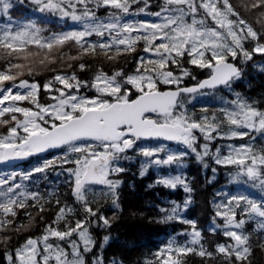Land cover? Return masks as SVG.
Segmentation results:
<instances>
[{"label": "snow or ice", "instance_id": "6c2138e0", "mask_svg": "<svg viewBox=\"0 0 264 264\" xmlns=\"http://www.w3.org/2000/svg\"><path fill=\"white\" fill-rule=\"evenodd\" d=\"M24 3L0 0V19L5 21L0 24V128L4 129L0 131V164L34 156L40 160L32 168L0 173V245L7 264H89L87 255L97 246L92 226L110 228L115 219V214L109 218L100 212L97 197L110 199L114 208H120L123 182L118 177L127 171L121 162L132 159L130 150L145 158L141 177L152 165L183 167L184 159L194 154L205 168L206 158L219 167H235L231 181L246 177L244 183L261 193L259 198L217 193L227 203L213 202L215 214L209 231H219L225 242L217 243L214 251L205 247L196 221L182 215L192 202L190 195L182 207L172 202L170 209L159 208L163 214L159 223L175 220L190 230L169 238L144 264H187L189 255L201 257L202 264H251L253 244L245 225L254 222V231L264 233V146L257 149L251 133L264 137V110L234 92L233 84L243 75L237 61L264 57V0L243 5L257 14L259 27L245 19L230 0H162L157 11L149 10L151 0H28L34 12L57 15L61 21L78 25L48 34L31 19L13 18L12 10ZM101 8L109 10L106 16L98 15ZM141 15L152 19H136ZM141 43L145 55L136 59L131 74L123 69L111 74L98 69L89 82L75 71L77 67L80 72L89 70L85 57L117 61L136 53ZM185 62L207 70V77L186 86L185 77H196ZM258 67L264 71V65ZM25 69L29 76L41 70L54 75L41 86L34 79L22 78ZM221 87L235 98L223 101L211 115L207 108L201 109L199 117L188 113L186 96ZM83 89L94 90L96 95L83 94ZM41 91L51 103H40ZM25 102L30 106H24ZM245 137L249 143L239 146L216 143ZM151 139L175 141L184 150L138 145ZM56 149L59 155L42 157ZM57 168L61 169L58 174L67 173L74 205H61L57 197L58 211L44 234L29 237L12 249L10 233L27 227L16 224L19 210L37 207L42 213L53 196L50 192L46 198L38 187L31 190L33 176ZM211 171L214 179L217 167ZM156 183L192 192L181 175L161 176ZM77 205L83 218L76 213ZM179 237L188 239L181 243ZM53 239L58 243L50 242ZM109 240L110 236L103 237L101 252L93 255L90 264H105L103 249ZM259 246L264 248V242ZM111 264L118 262L113 259Z\"/></svg>", "mask_w": 264, "mask_h": 264}, {"label": "trees", "instance_id": "16d2710c", "mask_svg": "<svg viewBox=\"0 0 264 264\" xmlns=\"http://www.w3.org/2000/svg\"><path fill=\"white\" fill-rule=\"evenodd\" d=\"M234 7L244 16L245 19L251 23L256 24L257 14H251L245 10L243 5L249 3L250 0H230ZM162 0H151L150 11H157L159 4ZM143 6L142 4L140 5ZM33 5L25 0L23 5H17L12 10L13 17L30 18L35 16L37 18L36 23L44 28L45 34L49 32H56L63 28L64 21H61L57 15L50 13L42 14L34 12ZM109 10L101 8L98 11V15L106 16ZM211 23V21H209ZM259 27L258 24H256ZM95 39V37H92ZM251 47V45H248ZM143 44L141 43L137 52L130 55L122 56L117 61H107L103 57L93 59L92 57H85L84 60L89 64V70L80 72L78 67L75 71L78 73L81 80H92L98 69H102L105 73L111 74L114 71L123 69L126 74H131L136 68V59L140 55H145L142 51ZM72 54L75 55V49L72 50ZM28 63L27 61H22ZM2 63V62H0ZM77 64L79 61L76 62ZM239 67L242 70V77L235 81L233 84V90L241 93L250 102H254L257 107L264 110V71L261 70L259 65H264V57L256 56L253 61L243 63L237 61ZM185 66L189 68L192 76L196 79L193 80L190 77L184 78V84L192 83L199 78L208 75L207 70H201L195 66L188 65L185 62ZM57 70H60V65L54 66ZM65 71H71L64 69ZM177 74H179L177 70ZM54 75L51 71H38L33 76L27 74L25 69L24 76L22 78L38 81L41 86L43 83ZM163 87V85L161 86ZM206 91V90H204ZM83 94L93 95L96 94L94 90L83 89ZM188 95L185 97V101L193 96ZM41 104L51 103L49 96L41 91L39 96ZM190 109V113L199 117L202 108L209 110V115L212 111L219 108L215 103H201L199 101L185 103ZM26 106L28 105L26 102ZM0 131H4L0 128ZM255 137V146L259 149L264 146V137H261L259 133H251ZM235 142L240 144L249 143L248 137L244 139L236 138ZM128 155L132 157L131 160L122 161V166L127 169L126 172L119 175V179L123 182L119 189L120 208H114L110 199H104L97 197V204L99 210L105 216L112 218L115 214L110 228H102L92 226L91 231L97 241V246L94 249V253L88 254L87 259L90 261L93 255L99 254L101 249L99 243L102 242L105 235L110 236V240L106 247L103 249V257L105 264H111L113 259H116L118 264L122 261V264H144V260L160 247L167 243V237L169 234L176 235L177 233L189 229L188 225L179 223L178 221H170L166 224L159 223V218L163 215L159 208L161 205L169 204L170 199H177L182 201L184 198L191 196V204L188 206L185 215L187 219L195 220L197 228L202 231L203 243L205 247L214 251L217 243H224L225 238L222 234L212 233L209 228L212 224V220L215 214L213 202L218 197V189L227 181V176L235 167L224 168L216 166L211 159L206 158L208 167L205 168L203 164L198 163L194 154L187 157V165L183 168V173L186 174L189 186L192 189L191 193H182L180 188L169 189L156 183V177L152 171L146 173L143 177L140 176V155H137L134 151H129ZM71 166V165H69ZM217 167L215 178L213 179V173L211 169ZM61 169L56 170L49 169L45 174H35L32 179V183L29 185L31 190H36L38 187L40 192L47 198L48 193H53L51 202L41 213L37 207H30L27 210H19L16 218L17 225L27 226L21 229L19 233L11 232V244L10 247L14 249L22 244L29 237L36 239L44 234L46 224H50L55 219V214L58 211L56 206L57 197L60 199L61 205L67 203L68 205H74V201L71 197V191L67 181V173L58 174ZM165 171V169L163 170ZM176 171V169H174ZM115 178V177H113ZM92 199V195L89 196ZM26 212L31 213V216L26 215ZM76 213L79 218H83V211L76 206ZM41 216L43 219H41ZM76 217H70L75 219ZM220 218H217L219 221ZM63 228V223L60 225ZM256 225L254 222H250L245 225V230L251 233V241L253 244V254L250 257L251 264H264V248H261L259 244L264 242V233L255 232ZM177 230V231H176ZM183 243L187 237L178 238ZM53 243L58 241L50 240ZM66 246V245H65ZM42 247V246H41ZM4 246L0 245V264H7V261L3 255ZM70 251V250H69ZM187 264H202V258L195 255H189L187 258ZM209 264H220L219 261H210Z\"/></svg>", "mask_w": 264, "mask_h": 264}, {"label": "rangeland", "instance_id": "374dc122", "mask_svg": "<svg viewBox=\"0 0 264 264\" xmlns=\"http://www.w3.org/2000/svg\"><path fill=\"white\" fill-rule=\"evenodd\" d=\"M13 18L16 19L17 21H21V22H27L28 19H31V20H33L35 22L37 20V18L35 16H31L30 18H24V17H20V18L13 17ZM144 18L152 19V17H144L143 15L136 17V19H144ZM4 22H5L4 20L0 19V24H2ZM73 27H78V25L73 24V22L69 20L67 23H64V26H63L62 29H60L59 31H56V32H60V31H63V30H68L69 28H73ZM234 92H236V91H234ZM94 95H96V94L89 95V96H94ZM243 97H245V96H243ZM234 98H235L234 94L232 92H228L226 89L224 91H218L217 89H212V90L204 91L203 94H200V93L194 94L193 96L189 97L185 101V103L188 102V101H191V102L199 101V102H201L203 104L212 102V103L217 104L219 107H221L223 101L231 100V99H234ZM24 106H26V105H24ZM185 107H186V110L188 111V113L191 114L190 113V109L187 107L186 104H185ZM175 143H171V144L169 143L168 144V143L160 141V140L159 141L158 140H141V141L138 142V145L141 146V147H157V146H161L162 145V146H164V148L167 151H171V152H177V151L184 150V146L182 144H179L177 142H175ZM216 143L217 144L232 143V144H234L236 146L241 145L240 143H237L234 140L227 141V142H225V141H217ZM212 151H215V146H213ZM59 154H60V150H58L56 152H53V153H51V154H49V155H47L45 157L50 159V158H52V156L59 155ZM160 155L164 156L165 153L162 152V153H160ZM39 160L40 159H38V160L34 159L27 165L23 164V165L6 166L5 164H0V173H5V172H8V171H12V170L20 171V170L32 168L38 163ZM144 160H145V158L140 156V167H141V164H142V162ZM186 164H187V161H186V159H184L183 167H179L177 165H168V166L152 165V166H149L147 168L145 174L149 173L150 171H152L153 175L157 176L156 178H159L161 176H175V175H181V176L186 178V176H185V174L183 173V170H182L185 167ZM167 168H169V169H167ZM164 169H165V171H163ZM174 169H176L175 172H171V171L166 172L168 170H174ZM236 171H237V169L234 168V169H232L230 174H232V173H234ZM245 180H246V177H241V181L240 182H232L231 181V175H229V176H227L226 183L224 184V186L222 188L218 189V192L222 193V194L226 193L228 195H235L237 193H244V194L251 195V196L259 198V196L261 195L259 189L258 188H252L250 186V184L244 183ZM93 187L94 188H98L99 186H93ZM179 187H180V190L183 192V190H184L183 187H181V186H179ZM91 195H92V193H89V196H91ZM172 202H175L176 204H179L182 207L184 200H182V203H181L178 200L171 199V200H169L170 204H167V205L163 204V205H161V207L170 209L173 206ZM215 202L216 203H221V202L227 203V201L223 199L222 195H220L216 199ZM182 215H184V217L186 218L185 211L182 213ZM173 236L174 235L169 234L168 237H167V242H168L169 238H171ZM187 239H188V237H187ZM50 242H52V241H50Z\"/></svg>", "mask_w": 264, "mask_h": 264}, {"label": "water", "instance_id": "95a60500", "mask_svg": "<svg viewBox=\"0 0 264 264\" xmlns=\"http://www.w3.org/2000/svg\"><path fill=\"white\" fill-rule=\"evenodd\" d=\"M207 76H205V77H202L200 80H203V79H205ZM199 80V81H200ZM197 83V82H196ZM196 83H191V84H189V85H186V86H193V85H195ZM57 150V149H56ZM53 151H55V150H51L50 152H53ZM50 152H48V153H50ZM48 153H44V154H42V155H45V154H48ZM31 158V157H30ZM29 159V158H28ZM27 159V160H28ZM27 160H25V161H27ZM25 161H14V162H10V163H7L8 165H14V164H18V163H22V162H25Z\"/></svg>", "mask_w": 264, "mask_h": 264}]
</instances>
